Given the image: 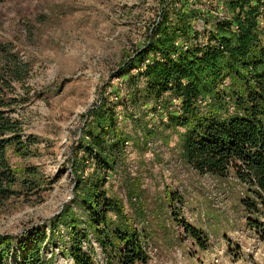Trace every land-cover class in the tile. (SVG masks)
<instances>
[{"label":"rangeland","instance_id":"rangeland-1","mask_svg":"<svg viewBox=\"0 0 264 264\" xmlns=\"http://www.w3.org/2000/svg\"><path fill=\"white\" fill-rule=\"evenodd\" d=\"M225 1L0 3V68L20 70L22 82L14 84L13 95L25 100L13 107V116L25 136L38 140L30 156L7 152L19 176L37 182L34 190L22 188L19 197L0 206V237L11 238L15 248L10 263L30 238L42 232L52 237V222L73 203L80 181L85 187L103 177L108 193L123 203L131 224L150 242V264H264V217L257 228L251 227L242 203L244 186L234 177L224 181L200 175L185 163L180 145L184 130L168 127L169 116L181 113L179 101L167 93L156 102L144 90V77L132 84L129 76L118 75L146 47L163 11L171 21L181 9L196 13L191 24L204 34L215 19L229 16ZM104 103L114 108L116 132L125 141L114 155L116 168L108 173L79 148L85 133L96 128L94 114ZM200 106L206 109L205 102ZM74 211L81 215L78 206ZM182 220L205 233L207 249L184 235L178 226ZM68 231L61 224L55 238L45 242L43 255L50 264H74L59 241L64 237L70 243ZM84 251L98 264L106 261L92 237Z\"/></svg>","mask_w":264,"mask_h":264},{"label":"trees","instance_id":"trees-1","mask_svg":"<svg viewBox=\"0 0 264 264\" xmlns=\"http://www.w3.org/2000/svg\"><path fill=\"white\" fill-rule=\"evenodd\" d=\"M225 5L229 16L205 20L207 25L214 24L204 34L191 24L196 13L181 9L171 21L163 11L146 47L118 75L129 76L132 84L144 77V90L156 102L167 93L179 101L181 113L169 116L168 127L184 130L180 145L185 163L200 175L224 181L234 177L243 185L247 194L242 203L255 229L264 217V0H226ZM21 79L18 68H0V206L19 197L22 188L37 187L36 180L19 176L7 155L13 149L20 156H30L38 141L25 136L22 123L13 116V107L25 101L13 95L14 84ZM201 101L206 103L204 110ZM94 115L96 128L85 133L79 148L97 169L108 173L116 168L114 155L121 153L125 141L116 132L113 107L104 103ZM82 184L76 188L73 203L52 222V237L42 232L30 238L19 246L22 253L15 262L8 261L15 249L13 241L0 237V264H50L43 247L55 238L61 224L70 234L68 245L64 237L59 240L64 243L62 253L74 264H98L84 251L91 237L106 256L102 264H150V242L131 224L123 203L108 193L106 179ZM76 206L81 215L74 211ZM252 216L258 218L256 222ZM178 226L207 249L204 232L186 220L178 221Z\"/></svg>","mask_w":264,"mask_h":264}]
</instances>
